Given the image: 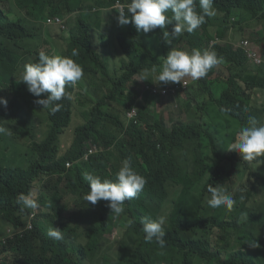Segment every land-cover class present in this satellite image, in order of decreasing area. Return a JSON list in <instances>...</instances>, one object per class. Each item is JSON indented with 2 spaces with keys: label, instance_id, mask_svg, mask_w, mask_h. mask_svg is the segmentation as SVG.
<instances>
[{
  "label": "trees",
  "instance_id": "trees-1",
  "mask_svg": "<svg viewBox=\"0 0 264 264\" xmlns=\"http://www.w3.org/2000/svg\"><path fill=\"white\" fill-rule=\"evenodd\" d=\"M116 1L14 0L17 9L11 4L6 10L0 7V19L5 20L2 25L9 26L0 32V36L7 39L0 42V97L8 101L6 108L0 106V125L12 131L11 136L0 137V150L6 146V152L1 159L8 158L10 161L2 163L0 159V220L5 226L13 228L11 238L6 236L0 240V254L4 255L1 264H111V261L119 259L121 264H200L202 261H206L205 264H264V177H259L254 172V179L251 175L247 178L241 176L244 183H232V178L240 175L242 170L253 171L259 165L263 170L264 157L251 163L237 164L235 154L227 156L216 143L214 136L203 131L206 120L195 139L205 135L207 142L196 145L193 159L188 157L183 144L174 146V150L183 153L185 160L183 169L196 166L195 170L201 177L207 174L201 186L202 194L209 195L208 185L215 183V187L232 191L236 204L231 210L226 208L215 210L209 206H202L199 202V210L205 209L210 212L206 215L200 214L198 221L190 224L185 231L179 221L180 217L186 216L184 209L179 208L177 217L174 212L164 207L163 200L157 204L152 201L145 204L146 199L142 207L144 217L153 220L165 218L163 227L166 245L163 248L155 241H145L141 218L130 216L125 208L119 216L111 215L106 203L104 206L107 207L109 214L105 218L86 210L87 203L90 204L84 199L89 192L86 181L73 180L75 193L66 185L63 177L65 164L76 154L80 138L74 141L72 148L65 155L57 152L58 137L62 131V126L58 125L51 137L39 143L38 130L32 128L34 115L31 111V100L43 99L46 94L34 96L21 81L22 76L20 79L19 77L25 64L38 62L41 51L51 55L57 49L51 35L53 28L52 25H47L49 24L47 18L80 13L75 20L76 25L65 31L67 35L63 34L66 49L61 56H70L72 50L76 49L78 55L73 57L75 62L83 64L82 62L89 61L92 66L91 61L99 60V48L106 47L112 40L110 36L105 35L103 28L108 26L110 29L117 28L119 8L115 7ZM221 2L227 10L237 5L251 13L255 22L263 27L259 38L264 39V0ZM112 11L114 17L109 19L105 14ZM32 22H37L38 27L31 29ZM134 26L133 23L127 24L126 30L119 31V38L133 39ZM185 38L190 48L209 50V39L202 37L198 32L188 34ZM96 40L102 42V45L100 43L97 45ZM23 42H26L25 47ZM232 48V44H215L209 51H215L222 58V63L209 71L206 77L193 80L190 87L192 103L186 109L192 125L195 122L194 115L203 112L207 100L209 104H217L219 110L226 115L225 118L230 120V129L246 124V110L253 95L249 93L251 88L248 85L245 87L237 85L239 79L246 74L237 66L248 63L242 50L228 54ZM22 50L23 53H18ZM127 52L131 58L130 62L123 61L127 76L143 73L146 69L152 70L147 63L136 61L131 52ZM159 54L154 55L150 62L151 66H160L161 61L165 60L160 59ZM226 74H229L227 78ZM67 93L70 95V92ZM155 96L150 91L145 92L146 99L151 98L154 105L158 103V100L153 98ZM62 102H64L62 106H66L72 99H64ZM164 103L163 101L160 105ZM144 120L150 130L144 131L143 145L150 147L153 144L151 131L154 128L159 129V124L155 120L152 124L145 117ZM227 135L232 138V132H228ZM25 141L30 143L25 144ZM207 146L210 148L203 156L202 152ZM149 156L153 160L151 166L153 178H159L162 185L171 182L175 173L174 158H171L163 148H160L157 154ZM91 170L96 172L98 167L94 164ZM46 176L50 178L47 184V188L51 189L50 195L41 193L33 198L38 205L35 209L22 210V206L16 203L18 196L29 194L33 184ZM175 184L178 188L174 184L164 188L168 193H164L163 198L177 204V200L182 199L180 191L187 193L192 186L198 188L197 183L189 178L186 172L182 174L181 170ZM78 192L79 195L76 194ZM169 193L174 194L176 198ZM101 203L102 201L97 202ZM41 206L52 210H49L48 214H40L36 210ZM65 210L73 211V215H67V222L64 221ZM70 222L76 223V226L70 227ZM82 225L89 229L86 230ZM51 227L63 231L68 227V231L62 232L63 239L56 241L47 236V231ZM114 230H118V234L114 240H108L105 236L112 235ZM256 246H259L257 249L259 253L256 252ZM117 253L120 256H117Z\"/></svg>",
  "mask_w": 264,
  "mask_h": 264
},
{
  "label": "clouds",
  "instance_id": "clouds-1",
  "mask_svg": "<svg viewBox=\"0 0 264 264\" xmlns=\"http://www.w3.org/2000/svg\"><path fill=\"white\" fill-rule=\"evenodd\" d=\"M10 4L17 9L14 0H0V7L4 10L8 9ZM115 7L119 8L116 29L124 31L127 24L133 23L135 25L133 39L122 37L125 45L112 44L110 40L106 47L99 48V60L91 61L92 66L89 61L82 62L83 64L75 62L73 57L78 55L76 49L72 50L70 56H61L62 52L59 49L51 55L41 51L38 62L24 65L19 79L22 76L21 81L34 96L46 94L43 99L31 100V111L34 115L32 128L46 132L39 143L51 137L58 125L62 126V131L58 137L57 152L61 153L60 147L66 144L68 137H73V140L63 155L72 148L74 141L80 138L76 154L66 161L63 177L72 191L75 189L73 180L87 182L89 192L84 199L90 204L87 203L85 209L105 218L109 214L107 207L104 206L106 203L111 215L119 216L125 208L130 216L141 218L145 241H155L163 248L166 245L163 227L165 218L153 220L144 217L142 207L146 199L145 204L151 201L157 204L163 200L164 207L174 212L177 217L179 208L184 209L186 216L180 217L179 221L185 231L190 224L198 221L200 214L206 215L210 212L196 208L190 201L189 192L190 189L201 191L207 174L201 177L195 170L196 166L183 169L185 164L183 153L174 150V146L183 144L188 157L193 159L196 145L207 142L205 135L195 139L206 120L203 131L214 136L216 143L227 156L235 154L237 164L251 163L264 157V52L261 50L264 39L259 38L263 27L255 22L251 13L242 6H231L227 10L221 0H128L127 3L117 0ZM111 13L113 18L114 12ZM70 15L78 16L80 13L49 16L47 25H52V28L65 33L69 25L71 27L76 25L69 23ZM4 21L0 19V32L9 27L2 25ZM32 23L31 29L38 27L37 22ZM258 25L261 29L256 31ZM108 28L109 26L103 29ZM196 32L209 39V50L215 44H232L233 48L228 54L242 50L246 55L248 65L237 66L246 73L239 79L237 85L242 87L248 85L253 98L246 110V124L244 123L242 127L230 129V120L225 118L226 115L219 110L217 104V109L225 117L223 125L215 122L211 117L212 104H209L208 100L203 112L194 115V124L189 121L186 109L192 103L190 87L193 80L206 77L209 71L222 63V58L215 51L189 47L185 37ZM4 40L7 39L0 36V42ZM96 43L98 45L100 41L96 40ZM23 45L25 47L26 42H23ZM127 51L131 52L136 61L147 63L152 70L146 69L143 73L127 76V70L123 65V61H131ZM156 53H160L158 57L165 60L161 61L160 66H151L150 62ZM139 85L143 86V90L137 89ZM147 91L156 95L153 98L158 100L157 104L154 105L151 98L146 99ZM67 92H70V95ZM257 97L261 100H257ZM64 99H72V102L62 106ZM163 101L165 103L160 105ZM7 103L6 99L0 97V106L6 108ZM42 113L44 116L40 115ZM144 117L152 124L155 121L159 124V129L154 128L151 131L153 144L150 147L143 145L144 131L150 130ZM73 122L75 126L72 130L70 127ZM228 132H232V138L227 135ZM11 134L12 131L8 127L0 125V135ZM160 148L165 149L166 153L174 158L175 167L172 181L165 182L164 185L159 178H153L151 173L153 160L149 156L160 152ZM209 148L207 146L203 150V156L207 154ZM94 164L98 167L96 172L91 170ZM180 170L182 174L186 172L187 176L197 183L198 188L192 186L187 193L179 190L182 199L177 200L178 205L163 198V194L168 193L164 189L166 186L174 184L177 187L175 183ZM253 172L259 177H264L258 167ZM49 180L47 176L37 180L29 194L18 196L16 203L22 206V210L35 209L38 205L33 198L41 193L50 195L51 189L47 188ZM215 186V183L208 185L209 195L200 192V205L215 210L233 209L236 204L233 192ZM76 194L79 195V192ZM169 194L176 198L174 194ZM98 201L102 203L97 204ZM49 210L52 209L41 206L36 211L48 214ZM66 219L67 217L64 219L65 222L68 221ZM70 223V227L76 226V223ZM5 227L8 228L5 237L11 238L13 228ZM82 227L89 229L84 225ZM67 228L64 229L65 232L68 231ZM64 231L51 227L47 231V236L60 241L63 239ZM114 232L118 234V230ZM114 232L105 237L114 240L116 237L113 236ZM258 248L259 246L255 247L257 253ZM116 255L120 256L118 253ZM3 257L4 255L0 254V264ZM205 263L206 261H202L200 264ZM111 264H121V259L111 261Z\"/></svg>",
  "mask_w": 264,
  "mask_h": 264
},
{
  "label": "rangeland",
  "instance_id": "rangeland-1",
  "mask_svg": "<svg viewBox=\"0 0 264 264\" xmlns=\"http://www.w3.org/2000/svg\"><path fill=\"white\" fill-rule=\"evenodd\" d=\"M101 15H104V13H101ZM106 16H108V17H110V18H112V13L110 12V13H106L105 14ZM76 18H77V16L76 15H70L69 17H68V21H69V23L71 24V25H74L75 24V20H76ZM261 26L260 25H258V29H256V31L257 30H259V29H261L260 28ZM72 27L69 25V29H71ZM68 29V30H69ZM119 31H123V30H118V29H110V28H108L107 30H105V35L106 36H110L111 38H112V44H118V43H121V44H123V45H125L126 43L123 41V39L122 38H119ZM63 34L64 33H62V31L61 30H59V29H57V28H53V30L51 31V35H52V38H53V42L55 43V45L57 46V49H59V51L60 52H62L63 53V51L66 49V42H65V40H64V38H63ZM96 33H94V35H95ZM226 41V40H225ZM100 45H102V42H100ZM140 46V45H139ZM132 48V47H131ZM132 50H133V48H132ZM261 50L264 52V43H262L261 44ZM18 53H23V52H21V51H18ZM138 90H143V86L142 85H139L138 86V88H137ZM257 100H261V98L260 97H257L256 98ZM255 99V100H256ZM212 106V107H211ZM210 106V108H211V117H212V119L215 121V122H217V123H220L221 125H223V119H224V114H222L218 109H217V107H216V105H211ZM41 116H44V114L42 113V114H40ZM263 118H264V115H263ZM258 122H259V120H258ZM260 123V122H259ZM74 126H75V123L73 122L72 123V125H71V127H70V129H72L73 130V128H74ZM69 131V130H68ZM38 134H39V137H38V140L40 141V140H42V138L45 136V134H46V132H43V131H41L40 129H38ZM2 135H0V137H1ZM72 140H73V137H68V139H67V142H66V144L65 145H62L61 147H60V152H61V154H64L67 150H68V148L70 147V145H71V143H72ZM30 142L29 141H25V144H29ZM5 145H4V149L3 150H0V159H1V157L4 155V153L6 152V150H5ZM1 161H2V163H9L10 161L8 160V158H6V159H1ZM260 166L261 165H259V167H258V170L262 173V174H264L263 173V171H264V168H263V170H261V168H260ZM250 171H252V170H250ZM249 170L248 171H244V170H242V171H240V175H235L233 178H232V183H234V184H242V183H244L243 182V180H242V178H241V176L242 177H245V178H247L249 175H251V178L252 179H254L255 178V175H254V172L252 171V173L250 172ZM251 173V174H250ZM260 185V184H259ZM190 194H191V196H190V201L192 202V204L196 207V208H198V206H199V202H200V199H201V194H200V189H190ZM72 210H67L64 214H65V216L67 217V215L68 216H70V215H73L72 214ZM6 233H8V228H6L2 223H0V238H5V235H6ZM113 236H116V232H114V235Z\"/></svg>",
  "mask_w": 264,
  "mask_h": 264
}]
</instances>
